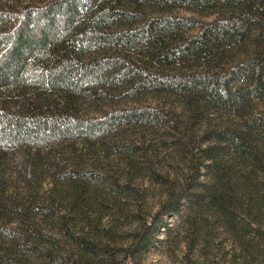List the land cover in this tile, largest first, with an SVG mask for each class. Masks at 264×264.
Returning a JSON list of instances; mask_svg holds the SVG:
<instances>
[{
  "label": "trees",
  "instance_id": "1",
  "mask_svg": "<svg viewBox=\"0 0 264 264\" xmlns=\"http://www.w3.org/2000/svg\"><path fill=\"white\" fill-rule=\"evenodd\" d=\"M175 238L264 264V0H0V264Z\"/></svg>",
  "mask_w": 264,
  "mask_h": 264
},
{
  "label": "rangeland",
  "instance_id": "2",
  "mask_svg": "<svg viewBox=\"0 0 264 264\" xmlns=\"http://www.w3.org/2000/svg\"><path fill=\"white\" fill-rule=\"evenodd\" d=\"M179 220L175 216H171L168 218V223L170 226H177ZM178 229H176L177 231ZM173 232L172 234L176 235L177 232ZM173 237V236H172ZM159 239H166L167 235L165 231L162 229L158 235ZM178 238H175L173 242H158L156 246L146 255L143 264H187V260L183 256V253L177 249L176 241ZM220 259L215 256V263ZM195 260V259H194ZM197 264V263H194ZM201 264H207L201 263Z\"/></svg>",
  "mask_w": 264,
  "mask_h": 264
}]
</instances>
